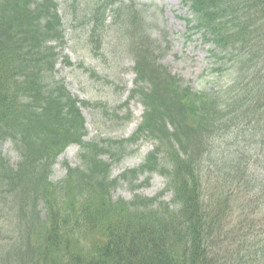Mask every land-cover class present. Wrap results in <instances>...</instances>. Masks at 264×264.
<instances>
[{"label": "trees", "instance_id": "1", "mask_svg": "<svg viewBox=\"0 0 264 264\" xmlns=\"http://www.w3.org/2000/svg\"><path fill=\"white\" fill-rule=\"evenodd\" d=\"M186 1L218 63L202 90L156 62L125 0L74 1L68 18L56 0H0V264H264V0ZM111 14L134 62L122 105L144 111L129 137L86 141L87 102L55 66L68 20L101 42ZM142 138L153 145L142 164L111 178ZM69 144L80 163L52 181ZM146 172L165 177L169 202L112 198L119 178Z\"/></svg>", "mask_w": 264, "mask_h": 264}, {"label": "rangeland", "instance_id": "2", "mask_svg": "<svg viewBox=\"0 0 264 264\" xmlns=\"http://www.w3.org/2000/svg\"><path fill=\"white\" fill-rule=\"evenodd\" d=\"M57 1L60 3L62 13H65L64 17L68 18L72 14L66 9L63 10V6L69 8L74 1L80 3L88 0ZM131 2L146 21L148 47L153 51L156 62L182 78L184 83L190 84L194 90L206 85L216 74V71H213L216 67L215 58L211 54L213 47L205 40L195 23L191 19L187 20L191 17L188 4L183 0H131ZM118 22L119 20L111 15V25L107 28L104 38L112 48L97 52L95 55L89 51L85 23L72 18L64 26L66 43L59 49L61 57L56 66V76L62 78L67 88L78 98L89 102V105L81 106L88 128L87 140L128 137L135 131L143 112L142 105L134 101L129 105L132 112V119L129 122L123 123L112 114L114 111L120 115L127 112L121 105L134 87L135 78L132 70L133 60L125 53L124 40L119 37V31L116 30ZM64 55L68 56L71 65L63 62ZM222 72L227 71L224 69ZM228 78V75L223 77ZM100 103L106 105L107 114ZM1 148L14 164L17 158L9 143L5 142ZM151 148L148 140L139 141L132 147L129 155L113 165L112 176H119L124 171L139 166ZM78 150V146L70 145L58 157L52 175L53 180L65 175V161L72 166L77 163ZM129 178L127 175V179ZM146 179L148 183L138 188V184H142ZM165 185L166 180L159 173L139 174L131 183L129 180H119L112 195L114 198L122 197L128 200L136 193L154 196L163 190ZM162 199L170 200L171 193H164Z\"/></svg>", "mask_w": 264, "mask_h": 264}]
</instances>
